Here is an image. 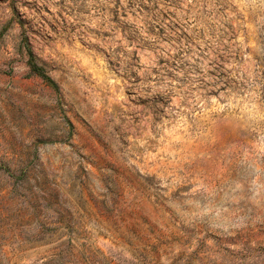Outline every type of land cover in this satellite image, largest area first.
<instances>
[{
  "label": "rangeland",
  "instance_id": "rangeland-1",
  "mask_svg": "<svg viewBox=\"0 0 264 264\" xmlns=\"http://www.w3.org/2000/svg\"><path fill=\"white\" fill-rule=\"evenodd\" d=\"M258 67L264 0H0V264H264Z\"/></svg>",
  "mask_w": 264,
  "mask_h": 264
},
{
  "label": "trees",
  "instance_id": "trees-1",
  "mask_svg": "<svg viewBox=\"0 0 264 264\" xmlns=\"http://www.w3.org/2000/svg\"><path fill=\"white\" fill-rule=\"evenodd\" d=\"M215 57H217V59H215L214 61L211 62L210 67L212 69V71L214 72V74L212 75L214 78V84L215 85H222L223 88H227L228 91H234V93H238V91H240L241 89H243L244 87V81L245 79H243V75L240 74V76H232V74L229 72H226L225 70V61L223 60L224 57L223 56H217L214 55ZM259 69L264 71V68L262 67H258ZM32 69H36L35 66H32ZM35 71V70H34ZM38 71V70H37ZM260 75H262V73H259ZM256 76H258V74H256ZM240 78V79H239ZM242 78L243 81H240ZM223 90V89H221Z\"/></svg>",
  "mask_w": 264,
  "mask_h": 264
}]
</instances>
